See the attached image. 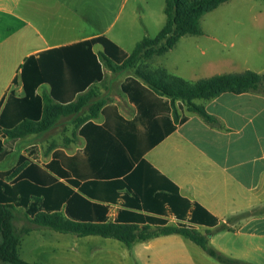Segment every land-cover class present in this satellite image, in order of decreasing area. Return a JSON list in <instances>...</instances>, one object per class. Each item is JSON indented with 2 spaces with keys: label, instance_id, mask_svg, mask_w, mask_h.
Instances as JSON below:
<instances>
[{
  "label": "crops",
  "instance_id": "1",
  "mask_svg": "<svg viewBox=\"0 0 264 264\" xmlns=\"http://www.w3.org/2000/svg\"><path fill=\"white\" fill-rule=\"evenodd\" d=\"M120 12V0H0L2 106L12 91L17 97L23 96L20 66L29 56L37 57L41 52L100 36L130 54L142 38L137 31L128 32L136 11L131 12L132 19L124 26L118 22ZM241 23L256 34L226 37L230 40L229 57L214 59V64L225 71L215 75L245 71L264 75V20ZM214 42L217 46L213 45V49L222 44L216 38ZM92 51L99 56L103 48L95 44ZM167 53L150 57L146 61L148 70H163L186 80L171 74L165 66L150 67L156 57ZM36 93L49 96L50 87L42 84ZM88 93L87 105L79 113L60 118L51 130L20 138L13 142V149V144L0 138L3 147L10 148V153L0 161L8 160L7 168L0 171L17 167L19 157H24L42 168L52 165L63 170L68 178L79 180L80 185L91 181L107 185L127 176L144 160L164 177L159 179L165 190L188 200L190 209L198 204L216 218L214 227L195 226L199 232H210L209 246L214 248L212 242L216 236L232 234L247 242L233 259L257 264L251 258L252 252L264 254V85L254 92H226L211 99L195 100L216 120L213 124L189 112L181 102L172 104L168 98L154 93L135 77L133 69L112 71L102 65L100 79L88 83L74 95L72 102ZM96 103L102 104L94 110ZM61 124L66 128L59 131L60 135L67 141L63 146L50 148L45 157L42 149L48 148L46 142L33 144L26 154L22 148L18 150L22 140L41 139ZM15 153L16 161L10 164ZM142 167L152 173L147 166ZM72 190L78 192L74 187ZM125 193L119 191L120 195ZM99 204L107 206L108 220L127 210L166 219L170 225L176 223L168 204L164 205L166 216L128 209L120 203ZM245 213L249 215L233 219ZM221 226L226 229L221 231ZM110 239L94 235L79 237L71 245L65 264H221L180 235L159 236L129 247ZM214 249L225 256L230 252L220 246Z\"/></svg>",
  "mask_w": 264,
  "mask_h": 264
},
{
  "label": "trees",
  "instance_id": "2",
  "mask_svg": "<svg viewBox=\"0 0 264 264\" xmlns=\"http://www.w3.org/2000/svg\"><path fill=\"white\" fill-rule=\"evenodd\" d=\"M228 1L165 0L164 25L155 37L144 36L130 54L100 36L25 58L19 75L23 96L17 97L12 91L4 105L0 103V138L12 144L20 138L45 133L54 128L60 118L79 113L87 105L90 93L72 102L73 97L93 79H100L102 65L112 71L133 69L135 77L157 95L168 98L172 104L181 102L189 112L198 114L208 123H215L216 120L195 100L211 99L226 92L257 91L264 85V75L245 71L215 75L192 83L163 70H148L146 61L169 52L186 35L201 34L200 19ZM95 44L103 48L99 56L92 51ZM16 82L14 78L13 83ZM42 84L50 87L49 96L41 97L36 93ZM101 104L96 103L94 110ZM9 153L10 148H4L0 142V161ZM143 165L152 173L146 172ZM51 173L66 182L57 180ZM159 178L162 176L142 160L116 183L103 185L91 181L80 185L79 180L68 178L63 170L52 165L42 168L19 157L17 167L0 171V264H31L19 257L20 237L31 228H25L22 234L16 233L12 223L16 209L24 210L25 217L33 225L59 233L111 238L128 247L159 236L180 235L221 264H246L209 246L207 235H202L195 226L214 227L216 218L198 204L190 209V202L178 193L165 190ZM122 190L126 192L124 195L119 194ZM99 203H120L128 209L165 216L164 205L168 204L176 223L170 225L166 219L127 210L119 211L114 220H108L107 206ZM248 215L245 213L233 219ZM224 229L225 226L220 227L221 231Z\"/></svg>",
  "mask_w": 264,
  "mask_h": 264
},
{
  "label": "rangeland",
  "instance_id": "3",
  "mask_svg": "<svg viewBox=\"0 0 264 264\" xmlns=\"http://www.w3.org/2000/svg\"><path fill=\"white\" fill-rule=\"evenodd\" d=\"M164 1L120 0L121 12L118 22L124 26L128 20L132 19L131 12L134 10L136 11V17L134 22H131L132 28L129 31L126 28L125 31L129 33L130 30H133V33L137 31L136 34H140L142 38L144 36L155 37L165 23ZM253 20H264V3L261 0H231L223 3L201 18L200 28L202 34L188 35L181 38L174 50L164 56L156 57L155 63L150 67L154 69L165 66L171 74L188 81H197L225 71L214 64V59L229 57L230 49L228 46L230 40L225 38L256 34L251 27H246L244 23H241ZM214 38L222 43L218 45V49L212 48L213 45H216ZM184 106L186 108V105ZM64 128L66 127L61 124L59 128L51 131L41 139H24L21 141L23 144L18 147V150L22 148L23 153L26 154L33 144L46 142L48 148L42 149V157H45V155H48L50 148L58 145L63 146L66 143L67 140L61 137L59 132ZM62 134L64 135V131ZM10 144H7V146L11 147ZM12 144L13 149L14 143ZM16 157L15 153L10 164L16 161ZM7 163L8 160L0 162V170L7 168ZM12 223L16 233L19 234H22L25 228L33 225L25 217L22 209L14 211ZM200 233L207 235V238H209L208 234L210 232L201 230ZM78 238L74 234H63L45 227L34 228L29 234L20 237L19 257L31 264H65V258L70 253V247L77 243ZM212 243L214 248L220 246L228 249L230 252L227 255L232 258L240 255L239 251L247 245V242L234 237L232 234L218 235ZM229 253H232V255H229ZM251 258L255 259L256 262L254 263L264 264L263 253L255 254V252H252ZM241 262L246 263L244 260Z\"/></svg>",
  "mask_w": 264,
  "mask_h": 264
}]
</instances>
